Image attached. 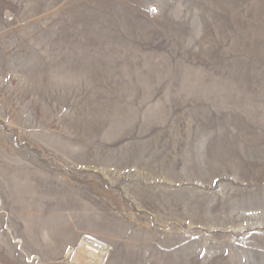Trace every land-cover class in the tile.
<instances>
[{"label": "rangeland", "instance_id": "rangeland-1", "mask_svg": "<svg viewBox=\"0 0 264 264\" xmlns=\"http://www.w3.org/2000/svg\"><path fill=\"white\" fill-rule=\"evenodd\" d=\"M85 238L264 264V0H0V264Z\"/></svg>", "mask_w": 264, "mask_h": 264}, {"label": "bare ground", "instance_id": "bare-ground-1", "mask_svg": "<svg viewBox=\"0 0 264 264\" xmlns=\"http://www.w3.org/2000/svg\"><path fill=\"white\" fill-rule=\"evenodd\" d=\"M100 251L102 253L100 254L99 257L95 259L90 257L91 254L93 255V253H97ZM107 252L108 250L106 247H102L101 245L97 244L93 240L89 238H85V241L80 245V247L74 253L76 254V256L80 257L79 259L80 264H102Z\"/></svg>", "mask_w": 264, "mask_h": 264}]
</instances>
